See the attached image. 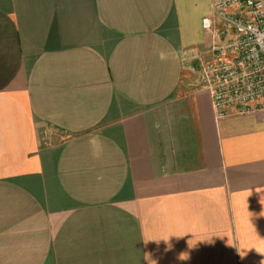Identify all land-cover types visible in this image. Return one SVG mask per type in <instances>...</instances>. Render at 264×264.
<instances>
[{"label":"crops","instance_id":"0c3cea01","mask_svg":"<svg viewBox=\"0 0 264 264\" xmlns=\"http://www.w3.org/2000/svg\"><path fill=\"white\" fill-rule=\"evenodd\" d=\"M212 15L0 0V264H264V97L218 118Z\"/></svg>","mask_w":264,"mask_h":264},{"label":"built area","instance_id":"2783aa9c","mask_svg":"<svg viewBox=\"0 0 264 264\" xmlns=\"http://www.w3.org/2000/svg\"><path fill=\"white\" fill-rule=\"evenodd\" d=\"M202 24L212 42L195 61L218 118L249 111L264 97V0H213Z\"/></svg>","mask_w":264,"mask_h":264},{"label":"rangeland","instance_id":"374dc122","mask_svg":"<svg viewBox=\"0 0 264 264\" xmlns=\"http://www.w3.org/2000/svg\"><path fill=\"white\" fill-rule=\"evenodd\" d=\"M197 68H198V66H197ZM199 73H200V70H199Z\"/></svg>","mask_w":264,"mask_h":264},{"label":"clouds","instance_id":"9594fccd","mask_svg":"<svg viewBox=\"0 0 264 264\" xmlns=\"http://www.w3.org/2000/svg\"><path fill=\"white\" fill-rule=\"evenodd\" d=\"M181 258H183V257H181Z\"/></svg>","mask_w":264,"mask_h":264}]
</instances>
